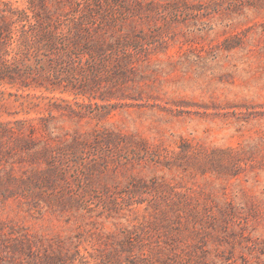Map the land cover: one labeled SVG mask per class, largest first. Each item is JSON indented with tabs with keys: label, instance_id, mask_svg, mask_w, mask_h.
I'll return each mask as SVG.
<instances>
[{
	"label": "rangeland",
	"instance_id": "obj_1",
	"mask_svg": "<svg viewBox=\"0 0 264 264\" xmlns=\"http://www.w3.org/2000/svg\"><path fill=\"white\" fill-rule=\"evenodd\" d=\"M0 264H264V0H0Z\"/></svg>",
	"mask_w": 264,
	"mask_h": 264
}]
</instances>
